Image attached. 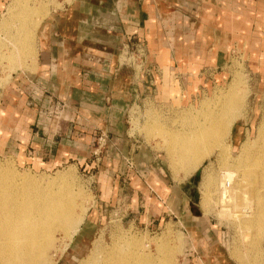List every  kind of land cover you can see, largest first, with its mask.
<instances>
[{
  "label": "rangeland",
  "instance_id": "obj_1",
  "mask_svg": "<svg viewBox=\"0 0 264 264\" xmlns=\"http://www.w3.org/2000/svg\"><path fill=\"white\" fill-rule=\"evenodd\" d=\"M17 1L0 0V38L3 41L10 31L9 27L4 30L5 25L10 28L15 25L13 11L33 6L40 14L43 10L47 14L35 31L36 59L29 64V69H14L17 70L14 72L6 68L8 65L0 68V102L14 75L26 74L34 79L42 57L39 34L43 23L75 0H20L19 6L13 8ZM201 2L203 7L221 12L228 6L233 7V2L228 0ZM252 3L255 10H259L258 4L264 5V0H252ZM255 22L253 32L264 34V21ZM88 29L94 32L90 37L101 41L91 43L92 46L108 43L115 48L112 52L116 54L105 63L112 69L117 65L122 68L119 78L123 77L128 87L122 94L124 104L108 103V96L115 100L119 94L115 91V81L100 75L99 83L106 89L101 90L100 98L93 99L97 102V111L84 105L82 97L73 100L75 105L70 104L69 112L65 108L64 122L58 119L62 116L61 110L56 109V99L47 106L51 109H46L47 114L52 112V129L56 131L61 127L59 130L69 133L70 140L75 142L73 159L50 170H37L0 152V167L10 165L19 175L26 171L36 178L53 181L59 174L70 172L78 197L88 200L81 230L69 248L57 254L56 264H80L95 245H109L118 234L147 242L152 252L169 244L172 252L175 251L176 264H264V231L255 232L243 224L254 216V200L247 199L250 195L246 189L242 191L246 196L243 201L241 193L237 200L226 197L229 194L223 196L225 188L231 191L230 195L237 190L239 176L230 184L227 182L225 188L221 185L226 180L224 174L235 169L242 158H245L243 164L253 161L250 157L260 145L257 134L264 114V36L255 35L258 41L253 39L243 45V38L238 41L228 35L231 29L228 30V26H201L202 33L213 36L212 45L211 42L206 45L205 53L210 46L213 51L210 53L218 54V62L201 69L194 76L193 84L182 76L181 80L171 78L173 86L169 93L164 90L169 86L165 82L168 72L154 66L156 58L148 53V43L131 34L120 43L119 39L116 42L115 35L104 33L103 27L92 25ZM223 35L229 39L226 45L219 42ZM258 45H262L263 50L258 49ZM70 61L79 76L78 71L87 72L99 59ZM238 75L243 80L235 97L240 108L229 110L226 115L225 102L229 99L231 83ZM173 81L180 86V91L175 89L178 86ZM133 82L137 83H134L136 91L129 89ZM213 115L223 123L222 128L204 144L203 150L207 153L199 166L183 178L184 171L175 170L170 164L180 165L178 158L167 151V144L159 133L172 129L183 133L185 117L195 119L200 125L211 123L209 118ZM232 115L235 119L229 133H225L223 126ZM148 127L158 130L147 131ZM161 178L167 186H160Z\"/></svg>",
  "mask_w": 264,
  "mask_h": 264
},
{
  "label": "crops",
  "instance_id": "obj_2",
  "mask_svg": "<svg viewBox=\"0 0 264 264\" xmlns=\"http://www.w3.org/2000/svg\"><path fill=\"white\" fill-rule=\"evenodd\" d=\"M201 1L75 0L68 3V7L50 17L41 27L42 57L34 79L26 74L14 75L3 94L0 102V152L37 170H50L73 159L75 142L70 140L69 133L60 130L57 133L52 129V112L47 114L46 109H51L47 106L59 99L66 103L69 112L73 100L82 97L84 105L97 111V102L93 99L100 98L101 90L106 89L99 83L100 75L107 79L111 77L119 94L115 100L108 96V103L124 104L122 94L128 87L124 85V78H119L122 68L117 65L112 69L105 63V54L110 57L115 48L108 43L92 46L93 42H101L90 37L94 35L88 29L92 25L103 26L104 33L115 35L116 42L119 39L122 43L125 36L131 34L148 43V53L156 58L154 66L168 72L165 82L170 87L166 85L164 90L169 93L173 86L171 78L181 80L182 76L186 82L192 83L201 69L218 62V54L210 53V46L205 53L206 45L210 42L212 45L213 36L202 33L201 26H228V30L231 28L228 35L238 41L243 38V45L253 41L255 35L264 36L259 31L253 32V22L264 21L263 3H259V10H255L252 0H228L233 2V7L228 6L221 12L213 7H203ZM226 39L229 41L226 36L221 37L219 42L226 45ZM262 48L258 45V49ZM81 58L105 60H102L103 64L96 61L87 72L78 71V76L70 59ZM33 81L35 84L31 85ZM134 83L137 85L133 82L129 88L131 91L135 89ZM175 89L180 91V86Z\"/></svg>",
  "mask_w": 264,
  "mask_h": 264
},
{
  "label": "bare ground",
  "instance_id": "obj_3",
  "mask_svg": "<svg viewBox=\"0 0 264 264\" xmlns=\"http://www.w3.org/2000/svg\"><path fill=\"white\" fill-rule=\"evenodd\" d=\"M16 3L13 8L19 6L20 0ZM40 12L33 6L21 7L17 12L13 11L11 15L15 25H11L15 29L11 30L12 27L6 24L4 30L6 31V27L10 29L9 32H4L7 34L6 41L0 38V68L8 65L6 68L8 67L9 71L21 68L28 70L29 64L35 61V31L47 14L44 10L42 14ZM242 82L240 75L233 79L229 99L225 102V114L232 109L239 110L240 103L235 97H238L237 90ZM234 119L235 116L232 115L224 124L225 133H229ZM184 120L187 122L184 124L183 133H176L173 129L168 130L167 133H158L163 136L167 151L180 162V165L171 162V166L175 170L182 169L183 178H186L206 156L207 152L203 150L204 144L220 132L223 123L214 115L209 118L211 123L200 125H197L193 118L185 117ZM145 129L154 132L158 130L151 127ZM257 139L260 145L255 150L256 154L250 157L253 161L243 164L245 158H242L235 169L224 174L226 180L221 185L225 188L227 182L230 184L239 176L237 182L240 188L233 190L231 195V191L228 192L225 188L223 196L229 194L226 197L237 200L241 193L240 197L243 201L246 196L242 191L248 190L250 198L247 199L254 200L255 212L252 220L243 221V224L246 229L262 232L264 231V114ZM9 166L0 167V264H56L57 254L64 253L80 232L87 213L88 200L85 197H78L70 172L59 174L53 181H46L26 174V171L19 175ZM254 168L258 170L255 171ZM204 199L207 200L206 194ZM174 253L169 244L161 245L152 252L147 242H137L133 237L118 234L109 245L100 243L95 245L90 255L80 264H176Z\"/></svg>",
  "mask_w": 264,
  "mask_h": 264
},
{
  "label": "flooded vegetation",
  "instance_id": "obj_4",
  "mask_svg": "<svg viewBox=\"0 0 264 264\" xmlns=\"http://www.w3.org/2000/svg\"><path fill=\"white\" fill-rule=\"evenodd\" d=\"M96 27H103V26H100L99 24H96L95 25ZM104 28V27H103ZM105 29V28H104ZM101 31H103L104 32V30L102 29ZM40 35V34H39ZM41 38V37H40ZM101 43V42H100ZM98 45H100V44H98ZM104 45H106L105 43H104ZM103 44H101V46H104ZM113 54V55H112ZM112 54H111V56H114V53L112 52ZM108 53L107 54H105V57H106V59L108 58ZM105 60V59H104ZM102 62V59H101V61L99 60V63L100 64H102L101 63ZM57 101L55 102V104H56V109H59V111L61 110V115L60 116H62V117H59L58 119L59 120H63L62 122H64V118H63V113H64V111H65V108L67 107V105L64 103V101H61V100H59V99H56ZM63 124V123H62ZM58 125H61L60 124V122L58 123ZM57 125V126H58ZM61 128V127H60ZM59 128V129H60ZM59 129H57L58 131H59ZM161 186H163V187H165L166 186V182H165V179H163V178H161Z\"/></svg>",
  "mask_w": 264,
  "mask_h": 264
}]
</instances>
